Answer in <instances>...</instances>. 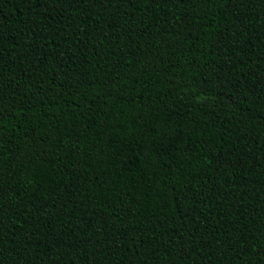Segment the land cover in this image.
Instances as JSON below:
<instances>
[{"label": "trees", "instance_id": "obj_1", "mask_svg": "<svg viewBox=\"0 0 264 264\" xmlns=\"http://www.w3.org/2000/svg\"><path fill=\"white\" fill-rule=\"evenodd\" d=\"M0 264H264V0H0Z\"/></svg>", "mask_w": 264, "mask_h": 264}]
</instances>
